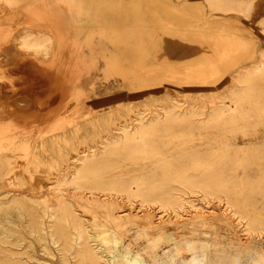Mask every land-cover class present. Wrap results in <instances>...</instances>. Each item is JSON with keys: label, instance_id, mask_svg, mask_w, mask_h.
Instances as JSON below:
<instances>
[{"label": "rangeland", "instance_id": "374dc122", "mask_svg": "<svg viewBox=\"0 0 264 264\" xmlns=\"http://www.w3.org/2000/svg\"><path fill=\"white\" fill-rule=\"evenodd\" d=\"M8 1L0 2V130L6 124L10 136L14 137L11 141L16 146L24 140H29L27 142L28 145L30 143L29 158L34 156L40 166L49 164L50 158H54L57 164L62 165L67 153L71 155L74 152L89 150L100 154L103 152L100 144L103 136L123 134V131L116 129L121 125H128L137 114L148 117L154 110L162 113V107L169 104L170 97L178 96L184 110H190L194 106V109L204 108V117L203 115L201 118L196 117V124H193L188 133L181 132L178 128L171 129L172 134L158 139L159 143H166L167 146L160 144L157 152L154 150L150 154L134 155L119 151L117 154H110L105 161L106 165L112 168L110 174H114L131 188H136L134 182H138L142 174L156 172L158 178L165 166L171 164L173 167H188L198 164L203 158L208 163L201 166L198 172H189L191 178L197 181L196 184L201 186L213 183L214 180L217 186L239 192L242 201L247 196L245 199L251 201L250 204L254 208L252 209L257 208L258 213H264V108L236 107L232 104L234 94L242 92L246 87L237 79L246 76V72L252 69L253 71L260 69V65L264 70V0H223L231 5L233 12L211 11L210 5L206 4L207 0ZM12 1L14 4L16 2L15 6ZM219 33L224 36H236L250 44L243 50L244 53L234 48L231 50L232 53L228 51L226 55H221L215 45V36ZM25 35L30 37L24 42L22 37ZM191 61H202L211 67L202 70L201 74L192 75L188 72L191 73L190 76L186 75L188 73L185 74L187 71L181 73L175 67ZM255 67L258 69H254ZM234 77L237 79L234 80ZM51 78L56 81L52 82ZM258 78L252 77V80L254 79L252 86L261 89L264 94V75ZM10 81L14 83L10 84ZM68 89L78 91V94L72 91L71 94L69 91L67 94ZM255 92L257 91L254 89L251 95H255ZM62 102L66 106H63ZM30 108L36 113H31ZM216 108H219V114L218 111L212 110ZM22 117L28 119L23 120ZM213 117L222 122L213 123L211 121ZM236 117L239 119L236 120ZM226 121L230 124H226ZM199 122L201 123L198 124ZM128 131L134 133L132 127L128 128ZM164 134L159 133V136ZM63 143L74 145L75 150L72 151L70 145L66 146ZM12 157L10 151L0 153V240L6 242L0 243V250L5 255H10V252L16 253L12 257L18 264L78 263L79 241L75 243L78 238L76 235L74 246L64 257L60 251L61 246L54 244L50 238V225L54 220L46 216L42 204L35 200L38 197L35 193L37 188L46 183L44 177L38 176L37 180H30L28 173L10 170L13 166ZM185 157L187 158L184 159ZM182 159L183 161H180ZM241 159L245 160L244 163L240 161L236 163ZM17 162L23 165L24 156H20ZM9 183H17L18 186L12 189L8 187ZM169 186L172 188L170 195L179 201V206L177 205L175 210H172V207L164 209L157 203L141 205L139 197L133 198L131 202L124 197L118 201L114 200L113 213L116 216L129 213L122 220H110L106 212L94 209L96 210L93 212L94 215L97 214L101 221L103 219L102 223L105 225L103 229L110 240L105 249L107 255L103 254L92 237L95 228H89L92 227L93 220L88 218L92 217V214L77 211L76 214L82 218V222L85 221L83 223L90 234V246L94 250L98 247L95 251L102 256V264H116L118 258L125 264L126 259L133 261L138 256L141 264H156L152 259L154 254L159 260H167L174 254L173 243L166 238H158L155 233L145 232V229L154 228L165 219L175 225L180 223L184 229L193 232L191 236L195 239H202L210 244L219 242L225 251L230 252L235 246L250 244L249 248L264 255V228L261 229L262 232L248 231L249 220L240 219L234 214L235 209L225 194L219 197L215 195L216 199L214 195L204 196L199 187H194L197 190L194 188L191 190L180 182H170ZM235 186L238 188L231 189ZM65 189L75 209L86 206V202L72 191V186H65ZM165 191L168 192V189ZM22 192L26 193L23 198L26 199V208H29L23 211L21 208L18 210V205L12 201L15 197L21 198ZM37 220L43 221L44 233L37 232L35 224ZM238 241L242 243L238 244ZM235 242L238 245H235ZM108 256H112L114 261L109 262ZM188 258L187 254H176L172 264H182L181 261ZM64 260L68 262L65 263Z\"/></svg>", "mask_w": 264, "mask_h": 264}, {"label": "bare ground", "instance_id": "6f19581e", "mask_svg": "<svg viewBox=\"0 0 264 264\" xmlns=\"http://www.w3.org/2000/svg\"><path fill=\"white\" fill-rule=\"evenodd\" d=\"M8 0H0V2H7ZM15 1V0H14ZM14 1H12L14 4ZM170 1V0H169ZM208 2L206 4L210 5L211 11L213 10H221L224 12L227 11H232V7L229 3L224 2L223 0H207ZM10 2V0L8 1ZM28 2V1H27ZM184 2H187L186 0ZM143 3V2H142ZM172 3V2H171ZM6 4V3H5ZM11 4V3H10ZM8 4L10 7L12 5ZM16 4V2H15ZM14 4V6H15ZM50 4V3H49ZM153 4V3H152ZM205 4V5H206ZM147 5V4H146ZM183 5V4H182ZM13 7V6H12ZM38 8V7H37ZM36 8V9H37ZM208 8V7H207ZM235 8V7H234ZM206 9V8H205ZM39 10V8H38ZM27 11V10H26ZM43 11V10H42ZM178 12H180V10H177ZM236 11V10H235ZM233 12V11H232ZM211 13V12H210ZM203 15V14H202ZM205 15V14H204ZM207 15V13H206ZM14 16V15H13ZM12 16V17H13ZM187 17V16H186ZM206 17V16H205ZM210 17V16H209ZM208 17V18H209ZM184 18V17H183ZM206 19V18H205ZM204 19V20H205ZM213 19V18H211ZM9 20V19H8ZM203 20V21H204ZM209 20V19H208ZM202 21V22H203ZM17 22V21H16ZM198 22V21H197ZM200 22V21H199ZM20 23V22H19ZM226 23V22H225ZM224 23V24H225ZM156 25V24H155ZM166 25V24H164ZM170 25V24H168ZM175 25V24H174ZM209 25V24H208ZM227 25V24H226ZM154 26V25H153ZM200 26V25H199ZM197 26V27H199ZM210 26V25H209ZM213 26V25H212ZM147 27V26H146ZM164 27V26H163ZM168 27V26H166ZM172 27V26H171ZM206 27V26H205ZM211 27V26H210ZM217 27V26H216ZM145 28V27H144ZM170 28V27H169ZM196 28V26H195ZM202 28V27H201ZM200 28V29H201ZM214 28V27H213ZM212 28V29H213ZM229 28V27H228ZM203 29V28H202ZM201 29V30H202ZM221 29V28H220ZM232 29V27H231ZM150 30V29H149ZM167 30V29H166ZM172 30V29H171ZM175 30V29H174ZM218 30V29H217ZM151 31V30H150ZM164 31V30H163ZM173 31V30H172ZM178 32V31H177ZM219 32V31H218ZM235 32V31H234ZM1 33V31H0ZM150 33V32H149ZM197 33V32H196ZM216 33V32H215ZM165 34V32H164ZM174 34V33H173ZM143 35V33H142ZM177 35V34H176ZM206 35V34H204ZM212 35V34H211ZM19 36V35H18ZM229 36V35H228ZM224 36L223 34H218L215 36V45L218 47L219 49V53L221 55H226L228 53V51L233 50L234 48L239 50V51H243L246 50V47L250 44L243 42L242 40H240L239 38H237L236 36ZM239 37V34L237 35ZM30 35H25L24 38L22 37L23 41H27L29 39ZM144 37V36H143ZM142 37V38H143ZM178 37V35H177ZM184 37V36H183ZM17 39V38H16ZM21 39V40H22ZM204 39V38H203ZM212 39V38H211ZM210 41V40H209ZM28 43V42H27ZM35 43V42H34ZM199 43V42H198ZM202 43V42H201ZM18 44V43H17ZM32 44V43H31ZM211 44V42H210ZM23 45H25L23 43ZM38 45V44H36ZM43 46V44H42ZM22 47V46H21ZM24 47V46H23ZM26 47H28V45H26ZM145 47V46H144ZM202 47V46H201ZM204 47V46H203ZM253 47V46H252ZM251 47V48H252ZM35 48V47H34ZM8 49V48H7ZM215 49H217L215 47ZM141 50V49H140ZM206 50V49H205ZM204 50V51H205ZM255 50V49H254ZM23 51V50H22ZM136 51V50H135ZM215 51V50H214ZM39 52V51H38ZM240 52V54H241ZM245 51H243L244 53ZM232 53V51H231ZM242 53V54H243ZM142 54V53H140ZM235 54V53H234ZM245 55V54H244ZM263 55V54H262ZM261 55V56H262ZM142 56V55H141ZM218 56V54H217ZM229 56V55H228ZM239 56V55H238ZM243 56V55H242ZM240 56V57H242ZM221 57V56H220ZM235 57V56H233ZM264 57V56H263ZM262 57V58H263ZM3 58V56H2ZM140 58V57H138ZM226 58V57H225ZM231 59V57H229ZM23 59V58H22ZM227 59V58H226ZM2 60V59H1ZM140 60V59H139ZM223 60V57H222ZM233 60V58H232ZM235 60V59H234ZM233 60V61H234ZM240 60V59H239ZM1 62V61H0ZM25 63V62H24ZM143 64V63H142ZM262 64V63H261ZM231 65V64H230ZM254 65V64H253ZM215 66V65H214ZM212 65V67H214ZM222 66V64H221ZM227 66V65H226ZM232 66V65H231ZM252 66V65H251ZM255 66V65H254ZM253 66V67H254ZM263 66V64H262ZM176 69L179 70V72L183 71V73L185 71V74L188 72H191L192 75L194 74H201L200 72H202V70L204 71V69L206 68H210L211 65L208 63H203L202 61H191V62H187L184 64H180L175 66ZM258 67V66H257ZM257 67H255L254 69H256ZM260 69L258 70H254L252 69V71L250 72H246V76L243 77H239L236 76L234 77L238 82L243 83L244 86L246 85L245 88H243V91L241 92H237L234 94V97L231 98L233 99V105L234 106H247L250 108H264V94L262 93V90L259 88H254V86H252V84H254V79L252 80V77L255 76V78L258 77H263L264 75V70L262 69L261 65L259 66ZM149 68V67H148ZM2 69V68H1ZM11 69V68H10ZM8 69V71L10 70ZM175 69V70H176ZM215 69V68H214ZM213 70V69H212ZM243 70V69H242ZM217 72V70H214ZM238 71V70H237ZM246 71V70H244ZM39 72V71H38ZM210 72V71H209ZM6 73V72H5ZM12 73V71H11ZM41 73V72H40ZM61 73V72H60ZM182 73V72H181ZM190 73V74H191ZM239 73V72H238ZM237 73V74H238ZM36 74V73H35ZM54 74V73H53ZM189 74V73H188ZM187 76H190V74ZM211 74V73H210ZM232 74V73H231ZM235 74V73H234ZM233 74V75H234ZM242 74V73H241ZM10 75V74H9ZM206 75V74H204ZM245 75V74H244ZM8 76V75H7ZM12 76V75H11ZM21 76V75H20ZM19 76V77H20ZM40 76V74H39ZM43 76V75H42ZM59 76V75H57ZM196 76V75H195ZM198 76V75H197ZM232 76V75H231ZM18 77V78H19ZM62 77V75H61ZM199 77V76H198ZM206 77V76H205ZM188 78V77H187ZM195 78V77H193ZM210 78V77H208ZM232 78V77H231ZM52 79V78H51ZM205 79V78H204ZM259 79V78H258ZM15 80V79H14ZM189 80L190 77H189ZM195 80V79H193ZM197 80V79H196ZM199 80V79H198ZM202 80V79H200ZM45 81V80H44ZM56 81V80H55ZM52 79V82H55ZM206 82V80H203ZM33 82V81H32ZM47 82V81H46ZM200 82V81H199ZM234 82V81H233ZM236 82V81H235ZM14 83V82H9ZM32 85V84H31ZM63 85V84H62ZM65 85V84H64ZM242 85V84H240ZM13 86V85H12ZM11 87V86H9ZM14 87V86H13ZM12 87V88H13ZM23 87V86H22ZM21 87V88H22ZM67 87V86H65ZM69 87V86H68ZM16 88V87H15ZM14 88V90H15ZM71 88V87H69ZM74 88V87H73ZM1 89V87H0ZM17 89V88H16ZM46 89V88H45ZM44 89V90H45ZM48 89V88H47ZM60 89V88H59ZM58 89V91H59ZM66 89V88H65ZM237 90V88H235ZM242 89V88H241ZM255 95H251V93L254 91ZM12 90V89H11ZM50 90V89H49ZM56 90V88H55ZM70 89L67 90V92ZM230 90V88H229ZM228 90V91H229ZM232 90V89H231ZM234 90V89H233ZM239 90V89H238ZM245 90V91H244ZM2 91V90H1ZM10 91V90H9ZM8 91V93H9ZM72 91V90H71ZM71 91L70 94H71ZM172 91V89H171ZM5 92H7L5 90ZM16 92V91H15ZM35 92V91H34ZM69 92L67 94H69ZM75 92L74 90L72 91V93ZM78 92V91H77ZM75 92V93H77ZM201 92V91H200ZM203 92V91H202ZM12 93V92H11ZM14 93V92H13ZM51 93V91H50ZM65 93V92H63ZM74 93L75 97L76 94ZM176 93V92H175ZM192 93V92H191ZM198 93V92H197ZM204 93V92H203ZM212 93V92H211ZM233 92H231L232 94ZM5 94V93H4ZM23 94V93H22ZM78 94V93H77ZM194 94V93H193ZM32 95V94H31ZM82 95V94H81ZM176 95V94H175ZM24 96V95H23ZM22 96V97H23ZM61 96V95H60ZM70 98V95H68ZM78 96V95H77ZM173 96V95H172ZM205 96V95H204ZM45 97V96H44ZM54 97V96H53ZM190 97V96H189ZM217 96H215L216 98ZM223 97V96H221ZM229 97V96H228ZM52 98V97H51ZM63 98V97H62ZM65 98L67 99V97L65 96ZM72 98V97H71ZM193 98V97H192ZM1 99V98H0ZM8 99V98H7ZM17 99V98H15ZM24 99V98H23ZM26 99V98H25ZM53 99V98H52ZM65 99V101H66ZM170 102L169 104H167V106L162 107V113L159 112L158 110H154L153 113H151L148 117H145L144 114H137L132 121H130L128 123V125H121L120 127H118L116 130L119 131H123V134L121 135H116V134H111L110 136H103L102 140L100 142L103 152L96 153L94 151L89 152L84 150L81 152H74V154H65V157L63 158V164H57L58 162L55 161L54 158H50L49 164L47 165H39L38 161L36 160V158L33 157L29 158L28 155L31 154V152H29V145L26 141H22L21 143H19L18 146H16L11 139H13L14 137L10 136L9 134V129L6 128V124H4V128H2L0 130V153L3 152H7L10 151L11 154L13 155L12 157V162H13V166L10 170H17L23 173H28V177L30 180H37L38 176H43L46 183H44L43 185H41L39 187V189L37 188V192H35L37 194V199L36 202L38 204H42V210L45 212L46 216L50 219H53L54 221H52L51 225H50V232H51V237L52 238V242H54V244H58L61 246L60 251L63 254V257L66 255V253L74 246V237H78L76 239V242H78V249H77V255L79 258V264H102L101 263V258L102 256H100L99 254H97V248L99 247L100 250L103 251V254L105 253V249L106 246L108 244V242H110L109 237L107 236L106 231L103 229V227H105V225H103L102 221L100 220V218L98 217V215H94V209H98L101 210L103 212H106V216L108 218H110V220L116 221V220H122L124 219L126 216H128L127 213L126 215H122V216H116L113 213L115 204H114V200H119V198H126L127 201H132L133 198L139 197L141 199V205H144L145 203H156L160 204L164 209H166L167 207H172V210H175L177 205L179 206V201L177 198H175L174 196L170 195V191L172 190V188L169 186L170 182H180L182 184L185 185L186 188H189L191 190H193L194 187H199L201 188V190L203 191L202 193H204L203 195H216L217 197H219L221 194H225L227 197V200L229 201L230 205L235 209L234 210V214L238 215L240 219H247L249 220L247 226H248V231H253L254 232H258V230L261 231V229L264 228V213H258L257 212V208H255V210H253L254 208L252 207V205L250 204V202H248V199L246 200L245 198L243 199V201L240 199V195L237 193V191H229L228 189H224L223 187H220V185H216L215 181L213 180V183H207L205 185H198V183L196 184L193 178H191V174H189V172L191 171H197L201 168V166H203L205 163H208V161L204 160L203 158L200 159V162L195 165L192 164V166H188V167H173V165L171 166H165L162 170V174L160 177L156 178V172L150 173V174H142L139 177V181L138 182H134V184L136 185V188H131L130 185L128 184H124V181H120V178H117L114 174H110L112 168L107 166L105 161L108 160V156L110 154H117L119 151H126L130 154H134V155H141V154H150L151 152H153L154 150L157 152L159 150V145L163 144L165 147L167 146L166 143H159L161 138H166L168 137L170 134L173 133V131L171 129H175L178 128L180 129L181 132L184 133H188L191 129V127H193V124L195 123V118L199 117L203 115L204 117V108L201 109H194V107H192L190 110H184V107L181 106L180 101L178 100V96H173L170 97ZM184 99V97H183ZM198 99L199 96H198ZM219 99V98H218ZM223 99V98H222ZM228 99V98H227ZM231 99V100H232ZM64 100V99H63ZM62 100V101H63ZM185 100V99H184ZM211 100V99H210ZM215 100V99H214ZM226 100V98H225ZM230 100V99H229ZM4 101V100H3ZM40 101V100H39ZM47 101V100H46ZM220 101V100H219ZM254 101V102H253ZM8 102V101H7ZM13 102V101H12ZM32 102V101H30ZM183 102V101H182ZM215 102V101H214ZM222 103L224 102L223 100L221 101ZM2 103V102H1ZM4 103V102H3ZM19 104V103H18ZM21 104V103H20ZM28 104V103H27ZM42 104V103H41ZM63 104V102L61 103ZM220 104V103H219ZM1 105V104H0ZM46 105V104H45ZM57 105V104H56ZM59 105V103H58ZM65 104H63L64 106ZM191 105V104H190ZM32 106V105H31ZM66 106V105H65ZM184 106V104H183ZM212 106L214 107V105L212 104ZM15 107V106H14ZM17 107V106H16ZM21 107V106H20ZM29 107V106H28ZM47 107V106H46ZM49 107V106H48ZM55 107V106H54ZM203 107V106H202ZM216 107V106H215ZM12 108V107H11ZM61 108V107H60ZM225 108V107H224ZM233 108V107H232ZM3 109V108H2ZM6 109V107L4 108ZM27 109V107H26ZM68 109V108H67ZM187 109V108H186ZM210 109V107H209ZM219 109V108H218ZM218 109H212L214 111H218ZM10 110V106L9 109ZM31 110V108H30ZM50 110V109H49ZM224 110V109H223ZM233 110V109H232ZM238 110V108H237ZM5 111V110H4ZM27 111V110H26ZM25 111V112H26ZM47 111V110H46ZM64 111V110H63ZM209 111V110H208ZM222 111V110H221ZM227 111V110H224ZM230 111V110H228ZM235 111V110H234ZM252 111V109H251ZM12 112V111H11ZM10 112V113H11ZM57 112V111H56ZM243 112V111H242ZM257 112V111H256ZM14 113V112H13ZM19 113V112H18ZM31 113H33V111L31 110ZM36 112H34L33 114H35ZM55 113V111H54ZM237 113V111H236ZM29 114V113H28ZM147 114V113H146ZM217 114H219V111L217 112ZM224 114V113H223ZM228 114V113H227ZM233 114V113H232ZM242 114V113H241ZM255 114V113H254ZM262 114V113H261ZM5 115V114H4ZM9 115V114H8ZM30 115V114H29ZM39 115V114H38ZM37 115V116H38ZM41 115V114H40ZM45 115V114H44ZM212 115V114H211ZM245 115V114H244ZM256 115V114H255ZM14 116V114H13ZM18 116V115H17ZM43 116V115H42ZM53 116V115H52ZM213 116V115H212ZM211 116V117H212ZM214 116L216 117V113L214 114ZM218 116V115H217ZM221 116V114H220ZM228 116V115H226ZM246 116V115H245ZM6 117V116H5ZM31 117V116H30ZM29 117V118H30ZM40 117V116H39ZM207 117V116H206ZM209 117V115H208ZM15 118V117H13ZM34 118V116H33ZM36 118V115H35ZM220 118V117H219ZM238 117H236L237 120ZM16 119V118H15ZM22 119H28V118H23ZM21 119V120H22ZM198 119V118H197ZM239 119V118H238ZM250 119V118H249ZM2 120V119H1ZM35 120V119H34ZM39 120V119H38ZM57 120V119H56ZM204 122H206L204 119H202ZM210 120V119H209ZM229 120V119H228ZM3 121V120H2ZM201 121V120H200ZM208 121V120H207ZM213 123H220L222 121H220V119L218 118H214L213 120H211ZM211 121H208L209 123ZM235 122V120H233ZM242 121V120H241ZM9 122V121H8ZM202 122V121H201ZM201 122H199L198 124H200ZM227 122V121H226ZM232 122V121H231ZM239 123V122H238ZM1 124V123H0ZM19 124V123H18ZM21 124V123H20ZM203 124V123H202ZM228 124V122L226 123ZM230 124V123H229ZM228 124V125H229ZM257 124V123H256ZM237 125V124H236ZM8 126V125H7ZM198 126V125H197ZM205 126V125H204ZM211 126V125H210ZM216 126V125H215ZM226 127V125H224ZM132 127L134 130V133H131L128 131V128ZM199 127V126H198ZM244 127V126H242ZM246 128V127H245ZM207 129V128H206ZM214 129V128H213ZM212 129V130H213ZM231 129V128H230ZM75 130V129H73ZM228 130V129H227ZM235 130V129H234ZM229 131V130H228ZM204 132V130H203ZM159 133H165L164 135L159 136ZM197 136V135H196ZM177 138V137H176ZM28 139V138H27ZM159 139V140H158ZM23 140V139H22ZM66 146L70 145L69 143H63ZM71 146V147H70ZM69 147L72 149V151L75 150V146L74 145H70ZM80 149V148H79ZM93 147L90 148V150H92ZM257 150V148H255ZM242 151V150H241ZM227 152V151H226ZM225 152V153H226ZM233 152V151H232ZM234 152L237 153V151L234 150ZM251 152V151H249ZM248 152V154H250ZM257 152V151H256ZM155 154H159V153H155ZM192 154V153H191ZM197 154V152H196ZM223 154V153H222ZM205 155V154H203ZM215 155V154H214ZM213 155V156H214ZM236 155V154H235ZM259 155V154H258ZM23 157L25 158V163H22L23 165L19 164L17 162L19 157ZM195 156V155H194ZM219 156V155H217ZM207 157V155L205 156ZM222 157V156H221ZM220 157V158H221ZM228 157V156H227ZM226 157V158H227ZM243 157V156H242ZM179 158V157H178ZM187 157H185L184 159H186ZM219 158V159H220ZM249 158V157H248ZM247 158V159H248ZM21 159V158H20ZM180 159V158H179ZM197 159V158H195ZM194 159V160H195ZM238 159V158H237ZM250 159V158H249ZM190 160V158H189ZM188 160V161H189ZM209 160V159H207ZM179 161V160H178ZM176 161V162H178ZM180 161H183L180 160ZM192 161V159H191ZM243 162L245 160L241 159L238 160L236 163L238 162ZM7 162V161H6ZM11 162V163H12ZM173 162V161H172ZM194 162V161H193ZM211 162V161H210ZM213 162V161H212ZM217 162V161H216ZM215 162V163H216ZM235 162V161H234ZM67 163V165H66ZM175 163V162H174ZM180 163V162H179ZM187 163V162H186ZM231 163V162H230ZM246 163V162H245ZM218 164V163H217ZM180 165V164H179ZM184 165V163H183ZM186 165V164H185ZM208 165V164H206ZM214 165V164H213ZM225 165V164H224ZM223 165V166H224ZM234 165V163H233ZM232 165V167H233ZM247 164H245L246 166ZM11 166V165H10ZM210 166V165H209ZM253 166V165H252ZM258 166V165H257ZM241 167V166H239ZM249 167V166H248ZM227 168V167H226ZM214 169V168H213ZM239 169V168H238ZM211 170V169H210ZM223 170V169H222ZM16 172V171H15ZM196 172V173H197ZM215 172V171H214ZM218 172V171H217ZM237 172V171H235ZM204 173V172H203ZM216 173V172H215ZM202 174V173H201ZM205 174V173H204ZM203 174V175H204ZM221 174V173H219ZM16 175V174H15ZM212 175V174H211ZM225 175V173H224ZM206 176V175H205ZM217 176V175H216ZM240 176V175H239ZM18 177V176H17ZM15 176V178H17ZM199 177V176H198ZM197 177V178H198ZM230 179V178H229ZM238 179V176H237ZM242 179V178H241ZM41 180V179H40ZM212 180V178H211ZM42 181V180H41ZM205 181V180H203ZM229 181V180H228ZM242 181V180H241ZM36 182V181H35ZM232 182V181H229ZM37 183V182H36ZM203 183V182H202ZM224 184V182H222ZM242 183V182H241ZM38 184V183H37ZM200 184V183H199ZM219 184V183H218ZM226 184V183H225ZM72 186L73 187V192L76 193L81 200L86 202V206H81V208L75 209L72 206V201L69 199V195H68V191H66L65 186ZM18 186L17 183H9L8 187H11L13 189L16 188ZM32 186V185H31ZM217 186V187H215ZM241 186V185H240ZM182 187V186H181ZM226 187V186H225ZM235 187H231L232 188H236ZM168 189V192L165 191V189ZM238 188V187H237ZM11 189V190H12ZM196 189V188H194ZM230 189V188H229ZM230 189V190H231ZM244 189V188H243ZM186 190V189H185ZM197 190V189H196ZM257 190V189H256ZM16 190L14 189V192ZM23 191V190H22ZM188 191V190H187ZM200 191V189H199ZM245 191V189H244ZM248 191V190H247ZM263 191V190H262ZM20 192V191H19ZM25 192V189H24ZM22 192L23 196L21 198L19 197H15L14 203L16 205H18V210L19 208H21V210H26L29 208H26L27 206H25V200L23 197L25 196L26 193ZM170 192V193H169ZM184 192V191H182ZM242 192V191H241ZM249 192V191H248ZM17 193V192H16ZM177 193V192H175ZM179 193V192H178ZM21 194V192H20ZM181 194V193H180ZM193 194V193H192ZM245 194V193H244ZM262 194V193H260ZM6 195V194H5ZM30 195V194H29ZM182 195V194H181ZM195 195V193H194ZM202 195V196H203ZM224 195V196H225ZM243 195V194H241ZM249 195V193H248ZM184 196V194H183ZM203 196V197H204ZM215 196V198H216ZM177 197H179L177 195ZM185 197V196H184ZM213 197V196H212ZM14 198V197H13ZM117 198V199H115ZM243 198V197H242ZM217 199V198H216ZM226 199V198H225ZM252 199V198H251ZM31 200V199H30ZM33 200V199H32ZM33 200V201H35ZM181 200V199H180ZM219 200V199H218ZM222 200V199H221ZM250 200V199H249ZM253 200V199H252ZM263 200V199H262ZM29 201V200H28ZM254 201V200H253ZM129 202V203H130ZM181 202V201H180ZM13 203V202H12ZM182 203H184L182 201ZM114 204V205H113ZM131 204V203H130ZM120 205V204H119ZM228 205V203H227ZM146 207L148 205H145ZM150 206V205H149ZM16 207V208H17ZM142 207V206H141ZM145 207V209H146ZM230 207V206H229ZM15 208V209H16ZM31 208V207H30ZM125 208V207H124ZM149 208V207H147ZM183 208V207H182ZM253 208V209H252ZM178 209V208H177ZM228 209V208H227ZM128 210V209H126ZM162 210V209H160ZM168 210V209H167ZM230 210V209H229ZM77 211H83L86 213H91L92 217L88 216L89 219L93 220L92 222V227L90 226L89 228H95V232L92 233V237L95 238V244L97 243L98 247L95 248V250L92 248V246H90L89 244V232L86 230V226L84 225L83 222L85 221H81V217L79 215H77ZM148 211V210H147ZM232 211V210H231ZM19 212V211H18ZM17 212V213H18ZM125 212V210H124ZM126 213V212H125ZM124 213V214H125ZM176 213V212H174ZM21 214V213H20ZM79 214V213H78ZM149 214V213H148ZM87 215V214H86ZM94 215V216H93ZM174 215V214H173ZM138 216V215H137ZM142 216V215H141ZM145 216V215H144ZM151 216V215H150ZM134 217V215H133ZM143 217V216H142ZM147 217V216H146ZM161 217V215H160ZM169 217V216H168ZM176 217V216H175ZM179 217V216H178ZM232 217V216H231ZM144 218V217H143ZM166 218V217H165ZM160 219V218H159ZM174 219V218H173ZM35 220V219H34ZM88 220V219H87ZM126 220V219H125ZM156 220V219H153ZM228 220V219H226ZM106 221V220H105ZM104 221V222H105ZM141 221V220H140ZM150 221V220H149ZM175 221V220H174ZM172 221V222H174ZM182 221V220H181ZM243 221V220H241ZM245 221V220H244ZM89 222V221H88ZM123 222V221H122ZM148 222V221H147ZM153 222V221H152ZM155 222V221H154ZM160 222V221H158ZM177 222V221H176ZM180 222V221H178ZM207 222V221H206ZM212 222V221H210ZM90 223V222H89ZM107 223V222H106ZM120 223V222H119ZM144 223V222H143ZM151 223V222H150ZM240 223V222H239ZM36 227H37V232L39 234H41V232H43V228L42 225L44 224L43 221H35ZM122 224V223H121ZM180 224V223H179ZM175 225L173 223L170 222V220L165 219L161 222L160 225L154 227V228H148L145 229V232L149 234L150 233H155V235L158 238H166L169 241H171L173 243V249H174V254L171 255V257H169L167 260L162 261L159 260V258H157V255L154 254L152 256L153 262H155L156 264H172L174 262V256L176 254H187L189 255L188 259H183L181 262L182 264H264V255L263 254H259L258 252H256L255 250L251 249V247L249 248V245H239L238 247L235 245H238L239 243L241 244V242L238 241V244L234 243L235 247L232 248L230 250V252L225 251V248L220 247V245L216 242V244H210L207 243L205 241L198 240L193 238V232L188 230V229H184L181 225ZM183 224V223H182ZM123 225V224H122ZM143 225V224H142ZM141 225V226H142ZM145 225V224H144ZM148 224L146 223V226ZM185 225V224H184ZM186 226V225H185ZM187 227V226H186ZM212 227V226H211ZM49 228V227H48ZM88 227L87 229L90 230ZM108 229V228H107ZM109 230V229H108ZM170 231V232H168ZM108 232V231H107ZM262 232V231H261ZM44 233V232H43ZM144 234V231L142 232ZM252 233V234H253ZM50 234V233H49ZM116 234V233H115ZM217 234V233H214ZM213 234V235H214ZM264 234V233H263ZM76 235V236H75ZM42 236V235H41ZM197 236V235H196ZM216 236V235H215ZM247 236V235H246ZM2 237V236H1ZM198 237V236H197ZM111 238V237H110ZM211 238V237H210ZM215 238V237H214ZM241 238V237H240ZM115 239V237H114ZM117 239V238H116ZM217 239V238H216ZM94 240V239H93ZM207 240V239H206ZM210 240V239H208ZM215 240V239H213ZM168 241V242H169ZM216 241V240H215ZM221 241V240H219ZM226 241V240H225ZM224 241V242H225ZM232 241V240H231ZM236 241V240H234ZM118 242V241H117ZM0 243L2 244H6V242L0 240ZM112 243V242H111ZM222 243V242H221ZM247 243V242H246ZM117 244V243H115ZM152 244V243H151ZM170 244V242H169ZM225 244H227L225 242ZM230 244V243H229ZM233 244V243H232ZM231 244V245H232ZM228 245V244H227ZM118 246V245H117ZM168 246V245H167ZM166 246V247H167ZM230 246V245H229ZM94 247V246H93ZM226 247V246H225ZM154 248V247H153ZM156 248H158L156 246ZM155 248V249H156ZM163 248V247H162ZM98 249V250H99ZM76 250V249H75ZM108 250V249H107ZM159 250V248H158ZM169 250V249H168ZM147 251V250H146ZM145 251V252H146ZM262 251V250H260ZM107 252V251H106ZM119 252V251H118ZM152 252V251H151ZM117 253V251H116ZM121 253V252H120ZM261 253V252H260ZM16 253L14 252H10V255H5L3 251L0 250V264H18L16 261H14L13 257ZM106 254V253H105ZM127 254V252H126ZM153 254V253H152ZM75 255V254H74ZM107 255V254H106ZM112 255V253H111ZM128 255V254H127ZM73 256V255H72ZM122 256V255H121ZM130 256V255H129ZM150 256V255H149ZM120 257V256H119ZM131 257V256H130ZM151 257V256H150ZM159 257V256H158ZM178 257V256H176ZM75 258V257H74ZM122 258V257H121ZM125 258V257H124ZM164 258V256L162 257ZM103 259V258H102ZM108 261L109 262H113L114 259L112 256H108ZM134 259V257H133ZM131 260V259H130ZM128 259L125 260V264H141L139 256L136 257L133 261H130ZM149 260V259H148ZM106 261V260H105ZM107 261V262H108ZM152 261V260H151ZM19 262V260H18ZM65 262V260L63 261ZM68 260H66L65 263H67ZM76 263V264H78ZM68 264V263H67ZM109 264V263H108ZM115 264V263H114ZM116 264H122V261L118 258L116 260Z\"/></svg>", "mask_w": 264, "mask_h": 264}]
</instances>
